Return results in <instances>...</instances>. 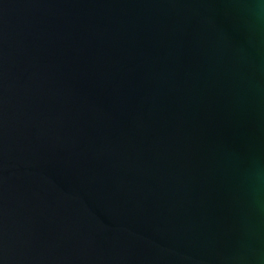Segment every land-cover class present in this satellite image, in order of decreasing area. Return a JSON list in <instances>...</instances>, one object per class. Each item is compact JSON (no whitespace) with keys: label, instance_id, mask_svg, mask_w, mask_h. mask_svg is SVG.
Returning a JSON list of instances; mask_svg holds the SVG:
<instances>
[{"label":"water","instance_id":"obj_1","mask_svg":"<svg viewBox=\"0 0 264 264\" xmlns=\"http://www.w3.org/2000/svg\"><path fill=\"white\" fill-rule=\"evenodd\" d=\"M0 264H264V0H0Z\"/></svg>","mask_w":264,"mask_h":264}]
</instances>
